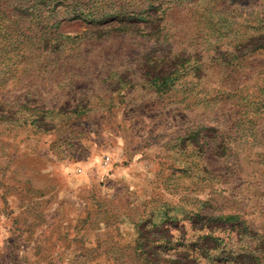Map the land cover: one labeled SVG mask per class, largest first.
Segmentation results:
<instances>
[{
    "label": "rangeland",
    "instance_id": "obj_1",
    "mask_svg": "<svg viewBox=\"0 0 264 264\" xmlns=\"http://www.w3.org/2000/svg\"><path fill=\"white\" fill-rule=\"evenodd\" d=\"M0 264H264V0H0Z\"/></svg>",
    "mask_w": 264,
    "mask_h": 264
},
{
    "label": "trees",
    "instance_id": "obj_2",
    "mask_svg": "<svg viewBox=\"0 0 264 264\" xmlns=\"http://www.w3.org/2000/svg\"><path fill=\"white\" fill-rule=\"evenodd\" d=\"M104 14H105V13H101V16H100V17H101V18H106V17H105L106 15H104ZM217 240H218V239H217ZM211 249H212V248H211ZM250 254H251V255L248 254V255H246V256H248L249 259L251 258L250 260H251L252 262H254V258L252 257L253 253L251 252Z\"/></svg>",
    "mask_w": 264,
    "mask_h": 264
},
{
    "label": "built area",
    "instance_id": "obj_3",
    "mask_svg": "<svg viewBox=\"0 0 264 264\" xmlns=\"http://www.w3.org/2000/svg\"><path fill=\"white\" fill-rule=\"evenodd\" d=\"M107 158V157H106Z\"/></svg>",
    "mask_w": 264,
    "mask_h": 264
}]
</instances>
